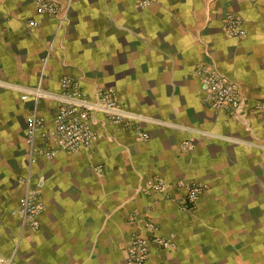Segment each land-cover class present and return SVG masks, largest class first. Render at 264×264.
Returning a JSON list of instances; mask_svg holds the SVG:
<instances>
[{
  "label": "crops",
  "instance_id": "crops-1",
  "mask_svg": "<svg viewBox=\"0 0 264 264\" xmlns=\"http://www.w3.org/2000/svg\"><path fill=\"white\" fill-rule=\"evenodd\" d=\"M36 1L0 0L1 262L127 264L131 235H150L151 220L174 249L153 243L145 264H264V0H51L68 7L66 24ZM231 12L245 37L224 33ZM201 64L240 89L238 118L203 101ZM64 75L114 90L145 117L139 129L101 127L83 151L35 157L29 93L40 82L58 93ZM56 106L38 105L49 129ZM155 176L168 192H143ZM182 182L205 187L192 211ZM28 188L44 204L38 231L18 214Z\"/></svg>",
  "mask_w": 264,
  "mask_h": 264
},
{
  "label": "built area",
  "instance_id": "built-area-1",
  "mask_svg": "<svg viewBox=\"0 0 264 264\" xmlns=\"http://www.w3.org/2000/svg\"><path fill=\"white\" fill-rule=\"evenodd\" d=\"M151 0H140L138 6L146 7ZM36 8L41 15L60 17L62 24L69 21L68 7L60 9L55 1L37 0ZM224 33L229 37L243 38L246 31L242 18L236 13H228L223 20ZM194 74L203 86V101L216 112H226L238 118L243 112L245 99L237 85L215 67L208 64L198 65ZM36 107L27 119V139L35 157L54 159L61 153H77L89 148L95 139L101 138V127L117 126L139 129L144 116L126 107L111 89H96L89 93L82 87L78 78L64 75L60 79V91L53 93L42 88V82L31 90ZM53 99L57 102L53 115V127L48 128L46 118L39 113L38 105L43 99ZM139 137L148 139L146 132L140 131ZM23 179V183H28ZM180 187L185 194L180 201L183 210L192 211L200 196L204 193V185L197 182H182ZM145 194H162L168 192V186L158 176L149 179L143 187ZM44 209L40 192L28 188L26 194L19 200L18 214L25 227L31 231L40 229V215ZM132 215V219H136ZM146 229L151 232L148 236L133 233L127 246V264H145L151 249L156 243L167 249H174L171 238L160 236L154 232L157 226L151 221L145 222ZM0 264H3L0 260Z\"/></svg>",
  "mask_w": 264,
  "mask_h": 264
},
{
  "label": "rangeland",
  "instance_id": "rangeland-1",
  "mask_svg": "<svg viewBox=\"0 0 264 264\" xmlns=\"http://www.w3.org/2000/svg\"><path fill=\"white\" fill-rule=\"evenodd\" d=\"M22 182H23V179H22Z\"/></svg>",
  "mask_w": 264,
  "mask_h": 264
}]
</instances>
